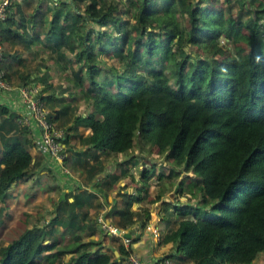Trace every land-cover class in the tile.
Listing matches in <instances>:
<instances>
[{"label":"trees","instance_id":"obj_1","mask_svg":"<svg viewBox=\"0 0 264 264\" xmlns=\"http://www.w3.org/2000/svg\"><path fill=\"white\" fill-rule=\"evenodd\" d=\"M42 1L10 0L0 20V68L8 83L16 75L17 84L40 85L65 156L32 154L38 126L18 123L20 111L0 101V202L16 182L40 180L45 167L66 175L57 177L64 186L49 219L0 245V264H58L59 255L63 264H123L136 237L126 248L98 215L126 231L144 229L151 218L144 202L171 215L167 257L264 264V0H232L223 9L211 0H52L45 8ZM27 53L34 63L20 69ZM51 68L68 72L70 83H53ZM155 146L170 164L153 182L166 178L168 188L148 199L149 167L141 175L130 168ZM67 163L81 177L73 189ZM176 172L184 175L173 190ZM126 179L121 203H111L113 185ZM190 194L195 203L180 201ZM97 228L117 240V256L93 243Z\"/></svg>","mask_w":264,"mask_h":264},{"label":"rangeland","instance_id":"obj_2","mask_svg":"<svg viewBox=\"0 0 264 264\" xmlns=\"http://www.w3.org/2000/svg\"><path fill=\"white\" fill-rule=\"evenodd\" d=\"M211 1L213 2V4H214L213 7L215 9L226 8L227 5H229V3L232 2V0H211ZM51 2H52L51 0H48L47 4H51ZM31 8H33V6ZM231 11H232L233 16L236 17V14H237L236 9L233 8V9H231ZM107 31H112V26L107 27ZM212 31H213V29H212ZM242 31L245 32L246 29L242 28ZM241 45H244V43H241ZM18 46L20 47V45H18ZM230 47L232 48L231 44H230ZM199 52L202 53V50L199 49ZM38 54H39V52H38ZM30 55L31 54H29V53L26 54L27 57H29ZM36 57L41 58V57H43V55H41V53H40L39 56H36ZM226 58H227V51L226 52L224 51L221 55L217 54V55H215V59H216L215 63H219L223 59H226ZM107 61L114 63V62H116V59L114 57H111V58H108ZM33 63H34V60L30 58V60L26 63L27 68L30 69L32 67ZM50 74H51V80L53 83H60V82L62 84L70 83L64 77L65 75L68 74V72L59 74L54 70V68H51ZM109 93H110V90H109ZM11 96H12V98H14V94H12ZM15 98L19 101H22V98H19V96H15ZM6 103H12V100L9 99V100H7ZM79 104H80L79 111L80 112H86L84 103H79ZM156 148H157L156 146L153 147V149L150 150L149 155L146 152H144V154L146 155V158H141L144 164L139 162L135 166L131 167L132 169L134 168V170L137 171V173H138L137 175H141V172L143 171V169L146 167H149L150 172L152 173L153 176L150 179V185L148 187V189L150 190V195H148V199H149V197L150 198L153 197L158 189H160V188L167 189L168 188L166 178H163L161 180L160 185L153 182V180L157 178V175L159 173L160 174H167V172L169 170V164H170V161L164 160L165 159L164 156L161 155L157 151ZM135 151L136 150H134V149L131 150V152H135ZM67 168L70 170L71 174L74 176V178H72L71 176H68L70 178H67V181L70 180L71 181L70 183H74L75 185L81 183V177L78 178V176H76L73 173V170L70 166H67ZM56 173L60 179L62 177L61 175H63V174L66 175V173H64L62 170H57ZM142 173L144 174V172H142ZM183 175H184V173H182V172H176L175 175H173V178L171 179V181H168L170 186L173 188V190L178 188L177 187V181ZM34 176H35V174H32V177H31L32 179H30V180L33 184L30 186L25 185L26 181L24 182V181L20 180V181L16 182L12 187V191L14 194L10 195V200H5L3 203L0 202V206L3 207V212L0 216V245H4V244H7L8 242H10L13 238L17 237L19 235V233L24 228H26L27 226H31V225H34L36 223L42 224L44 221L49 219V216L47 213V211H49V210H47V209H49L48 207L52 206L53 201L56 199V197L60 196L62 186L56 187V189L54 191V196L52 197L50 192H49V190H50L49 187H51V185H55V183H56L55 179H52L53 175H47L46 178L42 175L41 179L37 180V181L35 180ZM40 181H42V182H40ZM46 182H49L51 185L49 186L48 183H46ZM36 186L38 187V192L35 189ZM118 187L121 188V184ZM128 187H130L129 184H128ZM46 190H47V192H49L48 196H46L44 193L40 194L41 191H46ZM127 191H130V189H128ZM36 194H38V196H36ZM169 195L172 197L173 193H171ZM167 197H168V195H167ZM188 197L189 198L182 197L180 199V201L181 202L189 201L190 203H192V202L195 203L194 195L190 194V196H188ZM172 198H174V197H172ZM156 204H160V203L159 202L158 203L157 202H153V203L144 202L142 204V206L147 207L150 210L151 216H153L154 218L157 217L156 221H157V225L160 228L161 233L159 231L158 238L154 237V239L161 243V242H163L162 241L163 235L169 229V228H167L166 221H167V218H169L171 215L167 211H164L165 209L163 210V209L158 208V206H156ZM165 212H167V213H165ZM155 214H157V215H155ZM172 226H173V224H172ZM145 230H147V229H145ZM96 231L98 232V228L96 229ZM139 231L142 232V229H140ZM147 231H149V230H147ZM94 235H95V233L91 236V238L93 240L95 238ZM103 235H104V239H105V237L108 240L112 239V237L107 235V234H103ZM101 236L102 235H99V234L96 236L99 239V241L101 240V238H100ZM65 239H66V237H65ZM64 242H65V240H64ZM93 243H94V241H93ZM154 243H155L154 248L156 250L160 249V248H158L160 243H157V242H154ZM131 247L133 248V243H131ZM51 251L54 252L55 249H52ZM174 259L177 261V257H175ZM57 261H58V264H63L64 258L59 255L57 258ZM189 262H191V261H189ZM255 262L256 263H254V264H257L256 260H255Z\"/></svg>","mask_w":264,"mask_h":264},{"label":"crops","instance_id":"obj_3","mask_svg":"<svg viewBox=\"0 0 264 264\" xmlns=\"http://www.w3.org/2000/svg\"><path fill=\"white\" fill-rule=\"evenodd\" d=\"M1 1V0H0ZM31 1H33V4L36 2V0H31ZM52 1V0H51ZM65 1V0H64ZM67 1V0H66ZM13 2H20V3H22V0H13ZM47 2H48V0H44V1H42V5L44 6V8H45V6L47 5ZM33 4H32V6H33ZM32 6H30V8H29V10H32ZM34 7V6H33ZM49 17V15L48 14H45L44 15V18L45 19H47ZM4 26L5 25H3V28H4ZM15 48L18 50V52L20 53V55L21 56H25L24 55V53H23V51H22V49L19 47V46H15ZM14 49H12L11 51H13ZM23 58V57H22ZM30 60V57H27V59L25 60V61H23V66H20V69H25V68H27V62ZM15 66L13 65V68H14ZM17 78V76L16 75H14V78L12 79L13 80V82L12 83H10L11 84V89L9 90V91H6V92H0V101H2V102H4V103H6L7 102V100H9V99H11L12 100V103H6V105H8V106H10L11 108H13V109H15V110H19L20 111V114H24V113H27V107H26V105H25V103L23 102V100L22 101H19V100H17L16 98H15V96H19V98H21L20 97V94H19V92H18V86H20V84H17L16 83V78ZM17 81H18V78H17ZM40 86V85H39ZM12 94H14V98H12ZM86 130V129H85ZM38 137H39V139H40V133H39V131H38ZM39 139L38 138H36V141H37V147L38 148H33L32 147V149H31V153L32 154H37V155H40V156H43L44 157V153H43V148H44V146H43V144L42 143H40V141H39ZM73 142V141H72ZM120 159V156L119 157H117L116 158V160H119ZM45 164H47V163H45ZM46 166V165H45ZM67 166H68V163H67V165L65 164V170L64 171H67V172H69V174H71V172H70V170L67 168ZM52 168V167H51ZM54 168L55 167H53V172H49V170H47V167H45L44 169H42V171H41V173H42V175L46 178L47 177V175H54L53 177H52V179H55V185H51L49 182H46V183H48V185L50 186L51 185V187H49V192H50V194H51V196L53 197L54 196V191H55V189H56V187H60V186H64V183H62L60 180H57V177H59L58 175H57V173H56V171L57 170H54ZM112 168H114V166H113V164L111 163V162H108V165L106 166V171H108V170H110V169H112ZM131 170H132V168H130ZM113 170V169H112ZM75 173V172H74ZM75 175H76V173H75ZM76 176H78V175H76ZM71 177L72 178H74V176L71 174ZM44 178V179H45ZM78 178H80L79 176H78ZM30 179H32V178H30ZM30 179H28L26 182H25V185L26 186H30V185H32L33 183L31 182V180ZM128 181V179H126V180H124V181H120V182H118V183H115L114 185H113V187H112V191L109 193V195H108V197H109V201L111 202V203H115V204H120L121 203V200H122V197H121V195L119 194L120 192H122V189L121 188H119L118 186H119V184H122V183H126ZM40 182H42V181H40ZM71 182V181H70ZM130 184V183H129ZM67 185H69V186H71V188L73 189L74 188V186H76L74 183H69V184H67ZM42 186V185H41ZM22 188V187H21ZM23 189V188H22ZM36 190H37V192H38V187L36 186V188H35ZM62 189V188H61ZM125 190V189H124ZM34 192V191H33ZM49 192H47V190L46 191H41L40 192V194L41 193H44L46 196H48V194H49ZM148 195H150V190L148 189ZM14 193H13V191H12V195H13ZM60 194H61V192H60ZM36 196H38V194H36ZM24 198V197H23ZM59 198V196L58 197H56V199H58ZM150 198V197H149ZM26 199V198H25ZM6 200H10V197H8V198H6ZM106 203L105 202H103V207H105L106 208ZM156 206H158V208H159V206H160V204H156ZM93 209H91L90 210V212L91 213H93ZM100 211V210H99ZM95 213V212H94ZM158 214V213H157ZM157 214H155V215H157ZM156 219H157V217H153V216H151V218H150V220H149V223H151V224H154V225H156V227L157 228H159V226L157 225V221H156ZM170 226H172V225H170ZM140 229L137 227V228H135V227H133V232H132V234H131V236H133V237H136V239L134 240V242H131V243H133V248L130 246V249H131V251H133V252H135V253H137V255L140 257V259L142 260V262L144 263V264H149V261L151 262L153 259H155V258H157V257H159V256H163V255H168V254H170V253H172L173 252V245L171 244V242H158V241H156L155 239H154V237L152 236V234L149 232V231H147V230H145V229H142V232H140L139 231ZM145 231V232H144ZM159 231H160V228H159ZM150 234H149V233ZM95 233V238H94V242L95 243H99V242H101V245H102V247H103V249H112L113 250V253H114V255L115 256H117L118 255V251L116 250V245H117V240H115V238H112L111 240H108L106 237H105V239H104V235L102 234V236L100 237L101 238V240L99 241V239L96 237L98 234H99V232H94ZM93 233V234H94ZM160 233H161V231H160ZM92 234V235H93ZM91 235V236H92ZM90 236V237H91ZM154 242H157V243H160V245L158 246V248H160V249H158V250H156L155 248H154ZM177 260L181 263V264H191V262H189V259H186V258H184V259H178L177 258ZM259 262L260 263H262V259H260L259 260Z\"/></svg>","mask_w":264,"mask_h":264},{"label":"built area","instance_id":"obj_4","mask_svg":"<svg viewBox=\"0 0 264 264\" xmlns=\"http://www.w3.org/2000/svg\"><path fill=\"white\" fill-rule=\"evenodd\" d=\"M10 0L0 1V20L5 19L8 10V4ZM2 46L0 42V60L2 58ZM11 84L4 78V71L0 68V90L8 91L10 90ZM40 86L34 82H30L24 85L18 86V92L23 102L27 107V113L20 114L17 119L18 123L29 125L32 121L38 126L40 133V140L46 151L51 155L56 161L61 162L65 153L62 152L63 144L59 140L62 136V130L55 126V122L50 121L47 117L48 109H46L40 100ZM66 168V167H65ZM98 220L101 222V227L106 233L110 235H119L121 238L123 246L126 248L130 246V238L124 235L128 232L124 229L118 228L117 226L111 225L107 219H104L101 214L98 215ZM147 230L150 231L153 237L158 238L159 230L151 223H147L145 226ZM123 264H144L137 253L130 251L128 257L123 262ZM149 264H181L167 257V255L159 256L153 259Z\"/></svg>","mask_w":264,"mask_h":264},{"label":"water","instance_id":"obj_5","mask_svg":"<svg viewBox=\"0 0 264 264\" xmlns=\"http://www.w3.org/2000/svg\"><path fill=\"white\" fill-rule=\"evenodd\" d=\"M135 228H137V226H135ZM132 230H130L128 232H125L124 235L127 236V237H129L131 235V233L133 232Z\"/></svg>","mask_w":264,"mask_h":264},{"label":"clouds","instance_id":"obj_6","mask_svg":"<svg viewBox=\"0 0 264 264\" xmlns=\"http://www.w3.org/2000/svg\"><path fill=\"white\" fill-rule=\"evenodd\" d=\"M9 91V90H8ZM156 226V225H155ZM145 229H146V227H145ZM159 230V229H158ZM132 234V233H131ZM131 236V235H130Z\"/></svg>","mask_w":264,"mask_h":264}]
</instances>
